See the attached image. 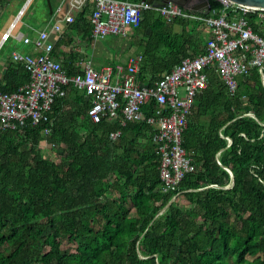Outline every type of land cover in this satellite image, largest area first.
I'll list each match as a JSON object with an SVG mask.
<instances>
[{"label": "trees", "instance_id": "obj_1", "mask_svg": "<svg viewBox=\"0 0 264 264\" xmlns=\"http://www.w3.org/2000/svg\"><path fill=\"white\" fill-rule=\"evenodd\" d=\"M11 1L0 0V17ZM93 9L88 3L72 24L88 42ZM251 23L264 36V22L252 16ZM134 38L143 56L139 79L147 85L206 52L207 39L193 22L167 23L154 10L144 12ZM54 54L64 56L69 76L79 73L78 58L85 57L74 52L73 40H60ZM3 63L2 92L29 82L21 63ZM208 73L183 135L196 169L177 191L163 190L151 125L127 123L113 140L119 124L94 123L89 98L74 85L56 100L52 124L0 130V264H264L262 75L254 69L238 77L231 96L217 71ZM222 165L235 175L231 189Z\"/></svg>", "mask_w": 264, "mask_h": 264}, {"label": "built area", "instance_id": "obj_2", "mask_svg": "<svg viewBox=\"0 0 264 264\" xmlns=\"http://www.w3.org/2000/svg\"><path fill=\"white\" fill-rule=\"evenodd\" d=\"M90 0H63L58 13L67 6L68 13L51 30H42L36 39L14 34V23L0 40V54L11 39L29 47L28 52L15 50L12 60L21 63L30 75L27 84L13 93L0 90V130L21 131L28 125L52 124L49 113L56 100L67 95L70 85L83 91L91 102L88 112L94 123L113 120L120 128L111 132L117 140L127 123L146 122L153 131L149 137L160 158V176L164 192L177 191L184 178L195 171L193 153L183 147L196 96L208 87L210 69H215L231 96L238 90V77H246L254 69L264 75V36L257 33L251 18L264 22V11L243 8L227 0H217L221 8L208 14L185 9L175 3L152 7L145 1L93 0L90 16L91 37H126L139 28L146 10L157 11L167 23L188 20L207 36L206 52L186 58L160 80L147 85L139 79L142 56H134L124 67H93L92 60H81L79 73L69 76L61 59L54 54L53 34H61V23L72 24L74 13L82 12ZM24 12L21 16H23ZM80 51V49H76ZM151 102V110L146 112ZM51 128L44 130L49 135ZM174 200L176 197L173 198Z\"/></svg>", "mask_w": 264, "mask_h": 264}, {"label": "rangeland", "instance_id": "obj_3", "mask_svg": "<svg viewBox=\"0 0 264 264\" xmlns=\"http://www.w3.org/2000/svg\"><path fill=\"white\" fill-rule=\"evenodd\" d=\"M28 1L29 0H12L9 5L4 8L2 16L0 17V40L2 34L9 29L12 23L16 21L19 13L24 9ZM42 4H48L47 0L30 1L29 5L24 11L23 16L18 21V25L14 31V34H17L19 31L27 34V31L29 29L25 26L24 21L28 22V24H33L32 20L30 21L29 16L27 15L33 10L39 8ZM135 42V39L130 34L127 37L112 36L106 39H97L89 48L90 58H92L94 66L96 68L102 65L113 67H115L116 65H122L125 67V64L128 63L130 57L133 54H137L139 52ZM15 50L20 51L19 49H17L16 42L11 39L3 47L0 58L4 55L7 56L10 53L12 54V52H14ZM46 151L48 155L51 153L52 160H57V156L53 152H51L50 149L47 148ZM30 219L31 217L29 214L27 216V220ZM69 247L70 246L68 244H63L62 249L64 251H74Z\"/></svg>", "mask_w": 264, "mask_h": 264}, {"label": "crops", "instance_id": "obj_4", "mask_svg": "<svg viewBox=\"0 0 264 264\" xmlns=\"http://www.w3.org/2000/svg\"><path fill=\"white\" fill-rule=\"evenodd\" d=\"M62 1L63 0H51V3H52V14H51V12H50V9H49V6H48V4H42L39 8H37V9H35V10H33L32 12H30L27 16H29V20L31 21L32 20V22H33V24H28V22H26V21H24V24H25V26L29 29L28 31H27V34H25L24 32H22V31H19L18 33H22V34H24L25 36H27V37H30V38H32V39H36L37 37H38V34H39V32L40 31H42V30H51V28L55 25V24H57L58 22H61V20H63L64 19V15L66 14V13H68V10H67V6H64L63 7V11L61 12V13H58L57 11H58V8H59V6L61 5V3H62ZM129 1H131V2H136V3H138V2H141L142 0H140V1H137V0H129ZM195 1H197V0H195ZM88 3H93L94 4V2H93V0H90ZM87 6V5H86ZM94 7H95V4H94ZM94 10V9H93ZM155 11V10H154ZM93 12V11H92ZM155 12H157V11H155ZM193 12H196V11H193ZM81 12H75L74 13V17H75V21H76V19L78 18V15L80 14ZM158 13V12H157ZM196 13H200V12H196ZM159 14V13H158ZM200 14H204V13H200ZM160 15V14H159ZM161 16V15H160ZM22 17V16H21ZM21 17H20V19H21ZM162 17V16H161ZM163 18V17H162ZM19 19V20H20ZM89 19H90V17H89ZM164 19V18H163ZM18 20V21H19ZM18 21L16 22H14V23H17L16 24V28H17V25H18ZM75 21H74V23H75ZM166 21V20H165ZM14 23H12V24H14ZM74 23H72V24H74ZM174 23V22H173ZM11 24V25H12ZM72 24H67V23H65V22H62L61 23V27H62V31H61V34H53V40L55 41V49H56V45H57V43L60 41V40H62V41H65V42H69V41H71V40H73L74 41V52L75 53H78V54H81L82 56H84L85 58H78V62L79 61H81V60H92V58H90V53H89V48H90V46L92 45V43L94 42V41H96V39H93V38H91L92 39V42H88V40H87V38H85V34L83 33V31L82 30H76V29H72L73 28V26H72ZM10 25V26H11ZM10 28V27H9ZM137 29V28H136ZM136 29H133L129 34L134 38V32H135V30ZM198 31V30H197ZM7 32V31H6ZM199 32V31H198ZM5 33V32H4ZM3 33V34H4ZM17 33V34H18ZM2 34V35H3ZM199 34L203 37V38H207V36L205 35V34H201L200 32H199ZM128 36V35H127ZM126 36V37H127ZM2 37V36H1ZM110 37H112V36H110ZM108 38V37H107ZM106 39V38H105ZM135 39V38H134ZM15 41V40H14ZM135 41H136V39H135ZM16 42V45H17V49H19L20 51H22V52H28L29 50H30V48L29 47H25L22 43H19V42H17V41H15ZM22 45V46H21ZM76 49H80V51H76ZM63 50L64 51H66V52H70L71 50H72V48L71 47H63ZM13 53V52H12ZM11 54V53H10ZM7 55V56H2L1 58H0V65L2 64H4L3 62L5 61V60H12L11 59V56H12V54L11 55ZM58 56V55H57ZM134 56H142V55H140L139 53H137V54H133L131 57H130V59H129V61H128V63H126L125 64V67L129 64V62H130V60H131V58L132 57H134ZM60 59H61V61H62V65H63V61H64V56L63 55H60V56H58ZM143 57V56H142ZM92 62H93V60H92ZM143 62V61H142ZM142 62H141V64H142ZM118 64H120V63H118ZM141 64H140V67H141ZM117 66V65H116ZM93 67L96 69V70H101V69H103V68H105V67H108V66H104V65H102V66H100V67H98V68H96L95 66H94V62H93ZM3 76H4V71H2V72H0V78H3Z\"/></svg>", "mask_w": 264, "mask_h": 264}, {"label": "water", "instance_id": "obj_5", "mask_svg": "<svg viewBox=\"0 0 264 264\" xmlns=\"http://www.w3.org/2000/svg\"><path fill=\"white\" fill-rule=\"evenodd\" d=\"M31 0L27 2L25 5L24 9L19 13V16L16 19V22L20 19L22 13L25 11L27 6L29 5ZM147 4L151 5L152 7H162L164 5H167L168 3L172 2L175 3L185 9L208 14L212 8L210 0H143ZM229 2H232L234 4H237L243 8L249 9V10H254V11H264V0H227ZM48 6L50 9V12L52 14V3L51 0H47ZM262 82L264 83V75L262 76ZM251 117H255L253 114H249ZM232 145V140H229V146ZM220 163V162H219ZM221 164V163H220ZM223 166V165H222ZM225 170H227L230 173L231 176V183L225 187V189H231L235 186L236 180H235V175L231 171L230 168L223 166ZM175 200L173 199L169 205L166 207L168 208ZM165 208V209H166ZM165 209L163 211H165ZM163 211L160 213L162 214Z\"/></svg>", "mask_w": 264, "mask_h": 264}]
</instances>
